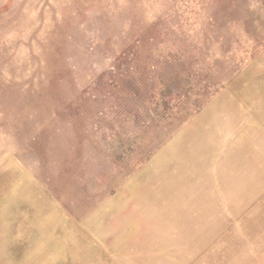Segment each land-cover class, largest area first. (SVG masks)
Listing matches in <instances>:
<instances>
[{
    "label": "rangeland",
    "instance_id": "rangeland-1",
    "mask_svg": "<svg viewBox=\"0 0 264 264\" xmlns=\"http://www.w3.org/2000/svg\"><path fill=\"white\" fill-rule=\"evenodd\" d=\"M0 264H264V0H0Z\"/></svg>",
    "mask_w": 264,
    "mask_h": 264
}]
</instances>
